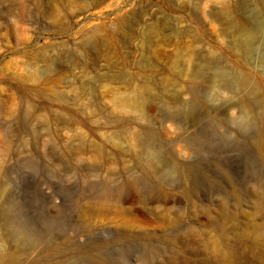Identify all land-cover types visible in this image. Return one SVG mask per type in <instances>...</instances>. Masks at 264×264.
<instances>
[{
    "label": "rangeland",
    "instance_id": "374dc122",
    "mask_svg": "<svg viewBox=\"0 0 264 264\" xmlns=\"http://www.w3.org/2000/svg\"><path fill=\"white\" fill-rule=\"evenodd\" d=\"M226 5L235 6L228 15ZM229 21L255 34L247 51ZM217 68L232 89L213 86ZM139 88L149 90L142 108L120 103ZM243 101L264 113V0H0V264H142L144 239L159 243L178 210L183 224L161 242L183 246L177 236L194 209L181 181L171 200L149 193L141 168L152 155L137 139L148 133L156 154L190 170L196 201L213 216L231 196L230 238L254 257L264 250V201L248 202V192L264 190V119L247 118ZM179 104L191 117L165 121ZM133 178L144 204L129 187L99 199ZM206 221V254L193 260L219 254ZM125 223L131 242L120 241ZM18 234L36 241L32 250Z\"/></svg>",
    "mask_w": 264,
    "mask_h": 264
},
{
    "label": "bare ground",
    "instance_id": "6f19581e",
    "mask_svg": "<svg viewBox=\"0 0 264 264\" xmlns=\"http://www.w3.org/2000/svg\"><path fill=\"white\" fill-rule=\"evenodd\" d=\"M233 7L235 6L226 5L224 7V10L222 11L223 14L228 15L230 10L232 11ZM228 24L231 26L230 28L231 30H234V29L239 30L238 32L240 33L238 36L239 46L240 48L247 51L249 49L250 42L256 37L255 34L254 33L244 34L240 23L236 21H229ZM150 30L151 32L152 31L156 32L158 31V28L151 27ZM95 36L94 34L87 36L88 40H87L86 46L95 47L96 45L101 43ZM212 81H213L214 87H217L216 84L220 83L222 84V86H224L227 89L233 88L229 73L226 72L225 70L217 68ZM148 91H149L148 89L145 90L143 88L136 89L133 92H130L129 94L121 97L119 101L120 103L124 105H129L130 107L142 108V106L145 104L142 98L146 93H148ZM253 94L254 93H250L249 95L252 96ZM186 105L179 104L177 107H174V108L171 107L169 110H167L165 113V118H164L165 121H172V120L174 121L176 120L177 117H180V116L184 118L191 117L193 113L192 108ZM242 111L244 115L247 116V118L249 119L255 118L258 121H262L264 119V113L254 112L251 108L245 107L244 101L242 103ZM146 133H148L147 130H146ZM137 139H138V143H141L144 148V153H145L144 156L152 155L150 158L146 159V163L143 164L141 168L143 175L149 178L153 183V186H152L153 188L150 186L152 189L151 191H149V193L155 194V196L157 197L156 198L157 200H161V199L164 201L171 200L174 198L173 197L174 194H172V191L174 190V188H176L175 187L176 182L181 181L183 184L182 185L183 190L181 191L180 194L182 198H184L188 202L190 207L194 209L190 214V218H193V219L188 224V226H186L185 233H182L180 231V234L177 236V240L180 243L183 242V246L178 247V248L171 246L169 248L167 246H164L161 242L163 240H169V235L172 233L173 229L180 227L183 224V220H182L183 217L181 215L180 210H178L175 218L171 219L168 223H166L167 226L163 229L164 234L160 236L159 243L155 242V240H153L151 237H148L149 235L147 236L146 239H144V240H147V246L145 249V257H143L142 259L140 258L139 260V261H142V264H156L157 259L159 257H162L163 259L161 261V264H264V250H260L252 258L251 257L248 258L247 254L241 253L239 249L236 248V245L232 243L233 241L230 238V234L234 232V229L236 227L233 226L229 228L227 225V223L232 218V212L230 211L229 206H228L229 201L231 200L230 199L231 196L225 195L220 198L221 199L220 214L217 216H213L212 215L213 212L210 209H208L204 205L198 204V202L196 201L195 192L190 186V180L192 177L191 176L192 173L190 172V170L188 168H180L179 165L171 164L161 155L156 154L155 152L156 142L154 140V136L151 135L150 133H148L147 136L141 135ZM256 144L258 146V149H260L262 154L264 155V140L259 139L256 141ZM141 185H142L141 180L139 178H133L125 182L123 185L118 186L116 188L106 187L102 191V193L99 195V199L105 200V201L114 200L113 197L116 194H120L124 190L125 187H129L133 190L135 196L144 204L147 198L146 196H143V193L146 190H143ZM149 185H151V182ZM169 187H171V189ZM263 191L264 190H262L261 188L254 186V188L248 192V202L254 203V204L262 203V201H264ZM234 196L236 195L234 194ZM235 199L237 200V203L241 201V199H238L237 196L235 197ZM220 216H223L222 219H224L225 222L224 221L221 222ZM201 219L207 220L205 226L212 227L214 230H217L219 234L218 243L220 245V251H219V254L216 256V259L214 258H203L201 260L192 259V257L206 254L205 243L201 239V235H202L201 233L203 231L199 227L201 225L200 223ZM127 224L128 223H125L124 224L125 226L123 225L124 226L123 229L126 230V232L124 233V238L120 240L123 242H127L128 240L131 242L130 239L133 237L132 228L130 225H127ZM16 236H17V238H15L16 242L24 246L26 250L30 251L35 246L36 241L31 239L30 237H27L26 235H23V234H18ZM239 237L241 236L240 235L237 236L238 239ZM186 240L189 241L187 245L185 243ZM256 241H258V238H256L255 242ZM256 246H258L257 242H256ZM142 252H144V250ZM93 255H95L94 256L95 259L102 261L101 259L102 256L100 254L98 255L92 254V256ZM242 259H244V263H242L243 262ZM103 261L105 262V260ZM106 264H109V263L106 262Z\"/></svg>",
    "mask_w": 264,
    "mask_h": 264
}]
</instances>
